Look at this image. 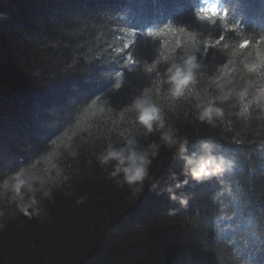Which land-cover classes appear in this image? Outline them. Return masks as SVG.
<instances>
[{
    "label": "trees",
    "instance_id": "obj_1",
    "mask_svg": "<svg viewBox=\"0 0 264 264\" xmlns=\"http://www.w3.org/2000/svg\"><path fill=\"white\" fill-rule=\"evenodd\" d=\"M219 2L211 23L205 0H0V180L28 167L50 191L28 215L0 200V264H264V0ZM185 53L196 82L173 99L165 71ZM140 99L224 171L186 175L136 123ZM128 139L159 145L139 187L99 159Z\"/></svg>",
    "mask_w": 264,
    "mask_h": 264
},
{
    "label": "clouds",
    "instance_id": "obj_2",
    "mask_svg": "<svg viewBox=\"0 0 264 264\" xmlns=\"http://www.w3.org/2000/svg\"><path fill=\"white\" fill-rule=\"evenodd\" d=\"M201 13L203 14L201 16ZM197 19L209 20L211 23L217 22V18L223 19L227 15V11L221 15V10L215 4L209 7H202L195 11ZM147 34L152 35L153 30L148 29ZM255 43V55L258 59H264V34H261L258 39L253 38ZM249 40H243L239 47L246 49L249 47ZM128 45H126L127 47ZM131 62V54L127 58ZM198 67L195 54L185 53L180 57L179 62H173L166 68L165 77L166 83L169 85V95L173 99L184 96L186 93L193 91L192 86L196 82L194 69ZM256 65L249 66V70H255ZM198 103L197 108H201L198 113V119L201 121L212 122L213 112L211 106L202 107V102H199V97H196ZM132 110L135 111V121L140 125L144 133L153 131H161L164 129V121L160 115V109L154 104H150L143 99L137 100L132 105ZM217 115L219 112L217 111ZM161 139L169 147H175V151L183 156L186 166V175L191 176L195 180L205 179L207 177L217 175L224 171V160L222 157L214 155L208 144H202L201 147L205 150L202 155L197 156L195 153L184 155L187 152L188 140L186 138H176L172 131H161ZM159 148L157 144L149 145L147 150H138L135 141L128 139L123 146H115L108 144L100 154L102 164H108L114 161L113 176L121 177L122 182L130 186H142L143 181L148 176V166L151 163L149 154L155 156L156 150ZM41 193L43 196H48L50 191L45 188L41 177L32 174L27 168H20L18 171L10 174L8 177L0 180V200L7 198L10 203H15L17 208L25 215H28V209L35 208L38 204L36 194Z\"/></svg>",
    "mask_w": 264,
    "mask_h": 264
},
{
    "label": "rangeland",
    "instance_id": "obj_3",
    "mask_svg": "<svg viewBox=\"0 0 264 264\" xmlns=\"http://www.w3.org/2000/svg\"><path fill=\"white\" fill-rule=\"evenodd\" d=\"M213 4H215L218 8H220V4L218 0H207V5L210 8Z\"/></svg>",
    "mask_w": 264,
    "mask_h": 264
}]
</instances>
